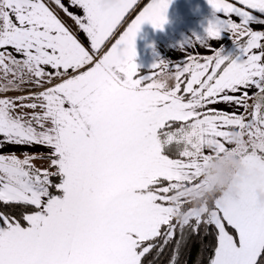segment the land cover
<instances>
[{
	"label": "snow or ice",
	"instance_id": "1",
	"mask_svg": "<svg viewBox=\"0 0 264 264\" xmlns=\"http://www.w3.org/2000/svg\"><path fill=\"white\" fill-rule=\"evenodd\" d=\"M135 2L101 8L99 0H69L82 9L78 16L54 0L86 34L89 51L44 0H0V50L22 57L0 51L7 81L0 91L61 80L39 93L0 98V146L50 149L41 157L47 169L27 153L0 155V202L36 209L23 216L26 227L0 213V264H142L152 248L144 242L162 236L168 245L179 229L170 260L178 264L184 229L196 233L201 224L218 233L210 264H264V32L250 27L264 25V0H207L213 17L196 43L206 47L227 33L236 53L221 47L189 56L172 74L159 61L143 77L134 62L136 36L145 23L162 31L172 0H152L104 51ZM251 88L257 91L249 95ZM249 107L250 120L239 112ZM16 109L33 111L26 117L13 115ZM221 156L242 169L229 190L195 208L185 209L191 201L184 198L174 202L181 188L202 187L203 168Z\"/></svg>",
	"mask_w": 264,
	"mask_h": 264
},
{
	"label": "crops",
	"instance_id": "2",
	"mask_svg": "<svg viewBox=\"0 0 264 264\" xmlns=\"http://www.w3.org/2000/svg\"><path fill=\"white\" fill-rule=\"evenodd\" d=\"M151 2L152 0H136L129 12L126 13L121 24L118 25L117 29L115 30V35L110 39V41L106 42V46L103 48L104 51H106L107 48L111 46V43H114L115 40L119 38V35L126 30L127 26L136 18L137 15H139L143 8ZM226 2L235 4L236 0H226ZM44 3L50 7L57 18L69 29L71 34L74 35L78 42H80L86 48V50L91 51L90 41L88 40L86 34H84L75 24V22L54 3V0H44ZM62 3L65 5V7H68L70 12L78 16H82V9L71 6L69 0H62ZM256 15L260 17V14L258 13ZM219 16L221 19L226 18L222 13L219 14ZM212 17L213 10L207 3V0H172V3L169 5L166 12L167 23L163 26V30H154L151 25L145 23L141 26V29L136 36V58L134 62L138 66V74L141 73V77L148 75L151 71V65L159 61L167 62L170 66L169 69H171L173 67L175 68V65L177 64L183 65V63L188 60L189 56H210L213 55L214 49H220L221 47L224 49V54L234 55L236 53V49L232 44V39H229L227 33H223L220 40H208L206 47L196 43L197 38H200L201 41L203 40L205 36V28ZM231 19L237 23L239 22L238 17L232 16ZM250 27L254 31L264 32V25L253 23L250 25ZM0 51L10 52L16 59H22V57L15 53V51L11 48ZM45 70L53 71L47 67ZM174 71L175 70H170L169 73L172 74ZM8 79H11V77L9 76ZM59 82H61L60 78L53 77L50 83L45 82L42 87L26 83L21 85V90H9L7 92L0 91V98H11L15 100L16 97L21 95H30L44 91L46 88L54 86ZM5 83L7 82L2 78V73H0V85ZM174 84V80L168 81L169 87H173ZM24 85L28 86V88H22ZM256 91L257 90L255 88L249 89V95H252ZM247 104L251 106L253 104V100H248ZM213 107L226 112L236 111L234 107H229L225 104H217ZM251 110V107H249L248 111L251 112ZM36 111L38 112L40 109H36ZM239 112L247 113L244 111V109H239ZM17 115L20 114L17 113ZM29 115H31V113ZM0 140H3V138L0 137ZM226 146L231 148L235 145ZM208 151V149H205L206 153ZM25 153L37 157V159L32 161L36 168H48V160L41 158L47 157L50 153V149L45 146H17L7 144L0 146V155L15 154L18 158L24 159ZM166 154H168L170 158H177L173 152H167ZM210 165L211 164L208 162V164L202 170L204 185L198 189L181 188L176 193L174 202L180 198L192 201L202 196L203 191L208 187L211 180L210 174L206 171ZM49 170L54 171L52 169ZM224 223L227 224L226 222ZM0 226H3L2 222H0ZM229 234L235 236V230L233 229V233L229 232Z\"/></svg>",
	"mask_w": 264,
	"mask_h": 264
},
{
	"label": "trees",
	"instance_id": "3",
	"mask_svg": "<svg viewBox=\"0 0 264 264\" xmlns=\"http://www.w3.org/2000/svg\"><path fill=\"white\" fill-rule=\"evenodd\" d=\"M143 74V73H142ZM138 75H141L138 74ZM52 184L59 183V177H51ZM50 191L55 195L57 194L55 187L50 188ZM200 197L191 201L190 205H185V209L188 207H196L200 203ZM36 211L34 206L21 205V204H4L0 202V213L6 216L14 218L22 226H27L23 216ZM176 220H173V224H176ZM195 221H191L190 225ZM225 228L228 232L233 233V229L225 224ZM164 229L162 228V234ZM217 230L214 225L201 224L199 231L193 233L191 227L184 229L185 243L180 249V256L178 258V264H210L214 257L216 247ZM180 239L179 229L177 230L176 237L168 245L163 244V238L158 237L152 241L144 242V246L152 245L149 253H146L142 257V264H170L171 256L175 250V240ZM162 249V250H161Z\"/></svg>",
	"mask_w": 264,
	"mask_h": 264
},
{
	"label": "clouds",
	"instance_id": "4",
	"mask_svg": "<svg viewBox=\"0 0 264 264\" xmlns=\"http://www.w3.org/2000/svg\"><path fill=\"white\" fill-rule=\"evenodd\" d=\"M114 3L115 0H99L101 8L113 5ZM237 139L238 137L236 136L232 137L233 141ZM220 161L221 162L211 164L206 170L210 174L211 180L208 187L199 198L200 203L196 207L203 201L211 199L215 194L229 190L233 183V177L242 171L238 162L233 157L221 156ZM259 200L261 203H264V197L259 198ZM178 218H182V216Z\"/></svg>",
	"mask_w": 264,
	"mask_h": 264
},
{
	"label": "rangeland",
	"instance_id": "5",
	"mask_svg": "<svg viewBox=\"0 0 264 264\" xmlns=\"http://www.w3.org/2000/svg\"><path fill=\"white\" fill-rule=\"evenodd\" d=\"M170 70H175V68L173 67V68H171V69H168L169 72H170ZM5 81H6V80H5ZM6 82H7V81H6ZM35 86H36V85H35ZM22 88H28V86H25V85H24V86H22ZM32 111H33V110H31V109H24V110H23V113H21L20 109H16L12 114H13V115H17V113H19L20 115H21V114H24V115L27 117V116H29L30 113H32ZM35 111H36V110H35ZM16 112H17V113H16ZM249 113H250V112L248 111L247 113H243V114L245 115V117H246L247 119L250 120L251 117H250ZM245 139H247L246 136H245ZM217 162H221V161H220V157L217 158V159H215V160H213V161H209L210 164L217 163Z\"/></svg>",
	"mask_w": 264,
	"mask_h": 264
}]
</instances>
